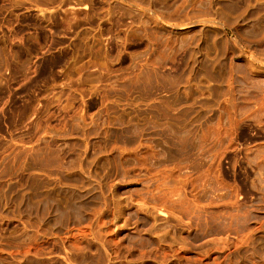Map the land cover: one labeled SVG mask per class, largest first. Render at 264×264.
<instances>
[{
    "label": "rangeland",
    "instance_id": "374dc122",
    "mask_svg": "<svg viewBox=\"0 0 264 264\" xmlns=\"http://www.w3.org/2000/svg\"><path fill=\"white\" fill-rule=\"evenodd\" d=\"M0 264H264V0H0Z\"/></svg>",
    "mask_w": 264,
    "mask_h": 264
}]
</instances>
